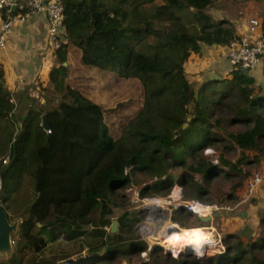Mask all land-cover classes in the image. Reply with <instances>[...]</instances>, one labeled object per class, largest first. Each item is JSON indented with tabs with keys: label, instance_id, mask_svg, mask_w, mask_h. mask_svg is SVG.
<instances>
[{
	"label": "trees",
	"instance_id": "1",
	"mask_svg": "<svg viewBox=\"0 0 264 264\" xmlns=\"http://www.w3.org/2000/svg\"><path fill=\"white\" fill-rule=\"evenodd\" d=\"M157 1L61 0L65 41L54 53L58 64L49 74L54 94L47 100L50 104L61 95L60 101L43 111L31 109L19 133H9L14 157L8 163L4 161L11 149L4 152V139L0 146L1 202L11 223L9 211L21 192L22 179L27 177L32 186V197L23 199L25 219L14 240L15 253L32 249L39 255L60 239L70 242L90 233L95 240L85 263L146 249L144 242L140 246L129 242L128 234L134 230L127 214L120 216L117 233L108 236L103 229L110 224L118 189H124L133 175L162 178L172 167L182 166L184 196L207 202L214 177L235 179L227 196L233 201L259 167L264 155V88L243 70L200 85L193 84L186 71L190 57L201 54L203 45L226 46L239 38L232 19L211 12L221 9L223 0H160L153 18L171 23L175 31L153 27L149 6ZM73 48L80 52L84 66L139 81L142 106L122 124L118 137L111 132L105 107L68 83ZM3 82L5 72L0 68V121L11 118L15 110ZM41 115L48 116L51 132L45 130ZM208 147L220 150L218 163L204 154ZM237 149L240 155L233 159L229 154ZM197 174L202 182L195 180ZM168 181L173 183L171 175ZM98 214L100 218H94ZM164 215L167 219L168 211ZM164 224L161 218L150 219L145 224L149 232L143 235L157 234ZM90 225L98 228L89 232ZM176 227L170 226L173 236L165 234V247L182 251L183 232ZM263 229L264 213L255 236L245 242L240 234L227 235L225 252L215 258L153 255L158 263L166 258V264H264ZM103 248L104 256L99 253ZM34 257L33 264H57ZM22 259L15 254L11 264H21Z\"/></svg>",
	"mask_w": 264,
	"mask_h": 264
},
{
	"label": "rangeland",
	"instance_id": "2",
	"mask_svg": "<svg viewBox=\"0 0 264 264\" xmlns=\"http://www.w3.org/2000/svg\"><path fill=\"white\" fill-rule=\"evenodd\" d=\"M161 1H157L154 4L149 6V13L152 18V25L157 29H163L167 31H175L176 28L167 22H160L153 18V12L158 4ZM216 17H226L232 19L235 23L240 21H245L254 17L262 19L264 17V0H223L221 2V9H215L211 11ZM186 16L185 13H183ZM48 47V46H47ZM140 52L152 54L149 50L145 48H138ZM48 52V53H47ZM40 51L38 52V54ZM43 53V52H42ZM41 55H36L37 52L33 55L35 60L40 59L39 64L42 67H46L52 60L51 51L49 47L46 48L45 53ZM73 54V62L74 64H81V62L77 59L78 55L76 50L72 51ZM58 63H56L57 65ZM3 65H0V67ZM50 66V65H49ZM80 66V65H79ZM44 67V68H45ZM51 68V67H50ZM45 82L41 81V83L35 85H26L24 84V88H10L8 85L5 86L6 90L10 91V96L12 97V102L15 104V110L11 116V118H4L0 121V146L2 139L6 140L4 145V152L10 151V145L8 141V135L10 132L14 134H18L19 130L23 127V121L29 115V111L31 109L37 110L38 112L40 109L41 111L50 107V105L54 106L57 105L60 101V96H57L55 100H53L50 104L48 103V98H51L54 94L53 86L49 83V80ZM68 83L73 86L74 88L79 89L85 96L92 99L95 102L101 103L106 110V120L110 126L111 132L115 137H118L120 134L122 124L133 117L141 108L142 106V89L139 81L137 80H125L121 79L118 74L113 72H102L97 69L93 68H71L70 78ZM196 85V83H195ZM43 108V109H42ZM44 116L41 115V118ZM235 129V127H233ZM241 150H231L229 156L233 157V159H237L240 155ZM204 154L209 156L215 163L219 161V155L221 154L220 150H216L215 148L208 147L204 150ZM9 158V157H8ZM9 162V161H8ZM7 162V163H8ZM254 168V165L248 166L245 165V168ZM130 170V169H129ZM128 170V171H129ZM184 168L182 166L172 167L168 174L165 175L164 179H160L159 177H149L145 174H138L133 175L130 183L124 189L120 190V194L118 196V200L113 201V214L108 216L110 219V224L105 226L103 229L107 231L108 236L114 234L112 232V224L114 221H118L120 216L127 214V217L130 219V224L133 232L129 233V237L131 240L143 244H151L154 247L156 244H160L165 247L166 241L168 240L165 237L173 236L171 234L170 226H177L179 232L184 233L183 226H203L206 228H212L211 223L204 222L201 218H199L195 214H191L185 211H179L173 214L172 218H167L165 224L163 225L161 231H159L155 235L151 236H144L139 233V222L142 217V212L145 207V198H148L149 194L154 195H164L165 192L169 191L170 186L173 183L168 181V175H171L173 178V182H180L181 175L183 174ZM195 180L200 182L203 181V177L200 174H197ZM233 181L235 179L225 180L224 178L214 177L210 184L211 191L206 195V199L210 201V203H219L221 205H229V200L227 196L231 193V187L233 185ZM33 183V181H32ZM0 181V188L1 186ZM243 188L239 189L242 191ZM184 194V190H183ZM4 194L1 192V201ZM29 196L32 197V186L30 181L27 177L22 179L21 185V192L16 197V200L13 201L11 204L10 209V217L13 224H16V229L12 233V240H17L23 231L21 227V222L25 219V206H24V198ZM155 197V196H154ZM163 197V196H161ZM150 198V197H149ZM186 198V197H185ZM194 198V197H193ZM191 199V198H190ZM198 199V198H196ZM151 212H156L158 209L151 208ZM101 214L94 215V218H100ZM240 216L236 213V211L231 210H222L215 214V222H214V233L222 234L225 238L229 234H240L244 237V241L247 242L250 237L252 236V231L249 229H245L244 232L238 231V223L245 222L240 221ZM243 220V218H242ZM250 223V222H249ZM246 225V223H244ZM249 227V226H248ZM98 228L95 225H90L87 230L91 232L92 230ZM121 226L120 223L118 225V230H120ZM243 230V229H242ZM264 230V229H263ZM34 231H37V227L34 228ZM115 232V233H117ZM183 233L181 235V247L182 251L175 252H182L184 255H174L172 251H168L169 253H164L163 249H155L150 251L149 248L142 249V250H133L132 252L128 253L127 255H119L114 259H109V257H105L102 261L99 262H106L105 264H166L164 261L166 258L162 257L163 261H158L155 259V252L158 254H168L172 258H182L187 255V248L183 245ZM147 239V240H146ZM95 240L93 234L84 235L79 239L74 241H65L64 239H60L56 243L49 244L44 252L39 255H35L32 249H28L23 253H15V241L10 244L9 247L0 248V264H11L12 258L17 254V256L22 257L21 264H33L31 259L33 256L34 258L38 257V260L42 259H53L57 262V264H100L97 263H89L88 261L85 263L83 260H86L89 256H91V247L90 243ZM216 242V240H214ZM217 244V242H216ZM96 245H99L97 243ZM149 247V246H148ZM207 247V245H206ZM166 249H171L167 248ZM105 248H103L99 253L101 255H105ZM219 250L221 246L214 245V247L208 248L206 250L205 256H200L197 252H192V254L197 255L199 258H215L218 256ZM172 252V253H171ZM103 255V256H104ZM36 259V260H37Z\"/></svg>",
	"mask_w": 264,
	"mask_h": 264
},
{
	"label": "built area",
	"instance_id": "3",
	"mask_svg": "<svg viewBox=\"0 0 264 264\" xmlns=\"http://www.w3.org/2000/svg\"><path fill=\"white\" fill-rule=\"evenodd\" d=\"M39 15H46L49 20L48 42L50 49L55 52L61 48L65 41V8L61 0H0V49H7L9 38L17 25L24 24L30 18ZM227 56L230 64L228 75L236 70L251 71L259 65L264 68V29L261 19L254 17L248 21V33L240 35L239 38L227 45ZM47 131L51 132L50 130ZM8 161L10 159L7 157L4 162L7 163ZM164 177L160 179L162 180ZM263 181L264 175L262 173H254L247 179L245 184L246 198L230 201L229 205L226 206L196 198H185L181 183L173 182L169 191L161 195L163 199L158 201L160 209L155 214H148V211H152L149 209L152 207V201L159 195L149 194L150 198L144 199L146 202L138 226L139 233L144 238L143 232H149V228L144 223L149 219L153 220L152 217H158L166 221L167 219H164L163 215L167 211L169 219L172 218L174 213L182 210L195 214L199 218H211L209 223H211V227H214L216 213L226 209L231 211L239 210L245 201L255 195ZM165 210L166 212L164 213ZM215 240L217 246H221L222 249L219 250V253L223 254L226 249L224 237L222 234L217 233ZM13 242L14 240L11 239V243ZM147 248L150 251L158 248L163 249L160 244H156L154 247L151 244H147Z\"/></svg>",
	"mask_w": 264,
	"mask_h": 264
},
{
	"label": "crops",
	"instance_id": "4",
	"mask_svg": "<svg viewBox=\"0 0 264 264\" xmlns=\"http://www.w3.org/2000/svg\"><path fill=\"white\" fill-rule=\"evenodd\" d=\"M260 19V18H259ZM248 20L235 22L237 34L248 33ZM263 21V18L261 19ZM49 20L46 15H39L30 18L27 22L17 25L14 32L9 38L7 49H0V68L5 72V83L10 88H24L26 85H35L49 80V74L52 68L56 66L57 60L55 52L49 47L48 42ZM51 51L52 60L45 68L39 64L40 59L35 60L33 55L37 52V56L45 53L46 48ZM40 53L38 54V52ZM75 48L70 50L69 63L72 65L73 54ZM78 60L81 62L80 52L77 51ZM42 53V54H43ZM48 53V52H47ZM50 65V66H49ZM71 68H90L81 64H74ZM80 65V66H79ZM51 67V68H50ZM230 69L227 56V45H203L201 54L193 53L186 64V71L193 84L200 85L212 77H225ZM247 73L256 79V84L264 88V68L258 66L254 70ZM44 83V84H45ZM260 172L264 175V155L260 158L259 167L254 173ZM246 198V187L242 191L237 192L235 200ZM241 220L239 222L237 232H244L245 229L252 231V236L257 234L260 227V217L264 213V181L258 187L253 197L245 201L236 211ZM243 218V220H242ZM250 222V223H249ZM246 223V225H244ZM249 226V227H248ZM243 229V230H242ZM242 236V235H241ZM243 240L244 237L242 236Z\"/></svg>",
	"mask_w": 264,
	"mask_h": 264
},
{
	"label": "bare ground",
	"instance_id": "5",
	"mask_svg": "<svg viewBox=\"0 0 264 264\" xmlns=\"http://www.w3.org/2000/svg\"><path fill=\"white\" fill-rule=\"evenodd\" d=\"M162 199L163 197L161 196L156 197L152 201V207L150 208L160 209V206H159L160 204L158 201H162ZM156 212L149 211V214L153 215ZM163 216H166V215H163ZM152 218H155V217H152ZM149 221L150 219L147 222ZM147 222H145L144 224H146ZM213 230H215L214 227L210 229V228H206L203 226H190V227L184 228V233H183L184 244L183 245L187 248L186 250L187 254L191 252H197L198 255L203 257L205 256V253H207L206 250H208V248L210 247L213 248L214 245H217L216 242H214L215 233ZM162 248L164 251H166V247L162 246ZM168 251L169 252L172 251L174 253V249H168Z\"/></svg>",
	"mask_w": 264,
	"mask_h": 264
},
{
	"label": "water",
	"instance_id": "6",
	"mask_svg": "<svg viewBox=\"0 0 264 264\" xmlns=\"http://www.w3.org/2000/svg\"><path fill=\"white\" fill-rule=\"evenodd\" d=\"M65 65H67V63H65ZM216 78H220L219 76H216ZM4 86H6V83L3 82ZM7 94H10L9 90H6ZM44 122H43V126L45 128V130H50V121L47 115H45L43 117ZM14 157V144H11V152H10V156L9 159L12 160ZM204 222H209L211 220V218H201ZM118 221H114L112 224V232H117L118 230ZM16 229V224H13L9 221L8 219V213L4 207V205L1 202V188H0V248H6L9 247L11 244V237H12V233L15 231ZM188 254H192L188 253Z\"/></svg>",
	"mask_w": 264,
	"mask_h": 264
}]
</instances>
